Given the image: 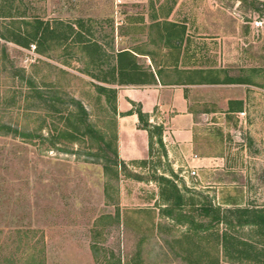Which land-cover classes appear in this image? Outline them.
I'll return each mask as SVG.
<instances>
[{
  "label": "rangeland",
  "instance_id": "obj_1",
  "mask_svg": "<svg viewBox=\"0 0 264 264\" xmlns=\"http://www.w3.org/2000/svg\"><path fill=\"white\" fill-rule=\"evenodd\" d=\"M16 1L28 20L74 28L82 21L90 30L87 37L108 53L127 49L146 54L135 61L143 68L151 63L186 72L261 71L254 77L257 85L206 84L191 95L192 109L200 114L203 149L215 161L174 171L154 146L145 164L126 166L127 172L108 178L103 166L88 156L86 143L51 147L46 141L52 124L61 127L63 121L46 116L27 80L36 88L57 90L63 100H79L89 121L107 136L114 131L117 114L96 86L116 85L92 77L98 72L80 46H54L40 55L34 45L22 48L0 38V264L212 262L219 251L217 235L226 227L210 223L200 208L208 203L221 211L264 208V7L254 12L251 0ZM166 21L176 24L183 36L178 48L166 47L162 28L155 26ZM9 23L0 18V32ZM231 101H242V111L229 112ZM7 128L19 133L6 135ZM171 170L184 204L169 218L152 177L170 178ZM165 218L182 225L166 226ZM156 222L163 224L165 237L160 239L165 242L156 239L161 233ZM253 230L235 227L230 232L252 243L264 240ZM256 254L264 259V243H256ZM223 261L229 262L224 255Z\"/></svg>",
  "mask_w": 264,
  "mask_h": 264
},
{
  "label": "trees",
  "instance_id": "obj_2",
  "mask_svg": "<svg viewBox=\"0 0 264 264\" xmlns=\"http://www.w3.org/2000/svg\"><path fill=\"white\" fill-rule=\"evenodd\" d=\"M150 3L152 4L151 0ZM18 4L16 0H0V18L10 20V23L5 26V31L0 32L1 39L12 42L22 48L34 45L36 52L40 55L45 53L46 48L77 45L78 47L80 46L81 51L91 58V66L98 72L97 75L92 74V77L98 82L110 86L137 81L140 83L144 82L145 72L137 66L136 57L130 51L112 50L110 53L106 52L100 43L87 37L90 34V30L85 27L82 21L76 22L74 28L72 24L62 26L59 23H55L51 26L38 18L28 20L19 12ZM251 5L256 13H261V9L264 7V3L258 0H251ZM155 26L162 28L166 35H163L164 38L162 37L164 42H166V47L178 48L181 46L183 36L176 24L166 21L162 22V24L157 22ZM172 39L175 40L172 42ZM260 71L258 68L243 69L238 74L233 75L225 68L192 70L191 72L175 68L173 72L181 73L182 75L188 73L184 81L189 84L194 83L191 82L193 75H199L201 77L200 84L257 85L254 77ZM27 84L34 92V97L46 107V116L54 118L56 121L57 118L55 117L57 116L58 122L63 121L61 127L52 124L50 137L46 138L51 147H56L58 144L66 145L84 142L90 149L88 156L95 163L103 166L106 177L117 178L119 172H127L126 164L118 158L116 125L111 135L107 136L89 121L88 112L79 100L72 97L68 100H63L55 89L42 90L36 88L31 78H28ZM96 88L100 94H104L109 101L113 102L112 112L116 115V90L102 85H98ZM242 106V101H231L229 102L228 111H242ZM132 113H136L140 128L148 133L149 153L151 154L154 146H157L160 153H162V157H166L162 139V125L150 123L148 116L141 111L140 107L132 108L127 114ZM7 129L4 132L6 135L9 133L17 135L19 133L17 129ZM39 137L41 138L42 136ZM62 151L69 152L66 148ZM141 164H145V161L141 162ZM128 175L141 181L145 180V178L136 174H129L128 172ZM173 176L175 174L171 170L170 178L163 175L152 177V181L156 182L161 188V198L165 202L163 211L165 216L169 218L173 217V214L181 209L184 204L181 190L174 180L171 179ZM163 190H166V192ZM199 213L202 216L211 217L210 223H222L225 225L226 228L220 236L217 235V243L221 242L223 255L229 262L234 264H242L244 261L257 262V264L264 263V259L260 260L256 254V243L263 245L264 240L252 243L238 239L230 232L235 227H249L254 229L255 235L264 239V208H234L221 211L212 208L211 204L208 203V206L200 208ZM179 215L182 216V214ZM178 223H181V221L179 220ZM203 228L209 229L207 226ZM32 264H44V261L35 260Z\"/></svg>",
  "mask_w": 264,
  "mask_h": 264
},
{
  "label": "crops",
  "instance_id": "obj_3",
  "mask_svg": "<svg viewBox=\"0 0 264 264\" xmlns=\"http://www.w3.org/2000/svg\"><path fill=\"white\" fill-rule=\"evenodd\" d=\"M128 51L136 58L138 55H146L135 50ZM136 64L139 66L137 62ZM139 68L145 72L144 82L123 83L114 87L116 90L115 107L117 112L116 145L119 160L124 162L128 168H134L140 166L139 164L148 160L150 156L147 131L140 128L136 113L127 114L132 108L140 107L141 111L148 116L150 123L162 125V139L166 158L169 159L168 161L174 171L185 168V166L194 169L195 167L208 165L210 161H215L216 158L214 157H206L207 154L203 149L202 137L198 128L200 114L198 112L196 114L192 109L193 106L190 100L191 95L201 88L200 86L206 85L200 84L201 77L198 75V80L191 78V82L194 83L189 84L184 81L185 79L182 78L181 73L173 72L174 69L172 68H162L151 63L145 68L141 66ZM163 176L166 175L163 174ZM165 220L167 225H164L166 226L169 223H172L173 226L182 225L178 222L175 224L169 218H165ZM159 223H155L156 228L161 227L159 230L161 232L160 237L156 235V239L161 241L160 238L165 236H162L163 224ZM215 244L217 246L216 242ZM218 245L219 251L216 250L212 255V262L209 264H234L223 261L221 242H218ZM165 253L167 256L171 254L170 251ZM201 257L199 255L198 259ZM188 264L202 263L192 261Z\"/></svg>",
  "mask_w": 264,
  "mask_h": 264
},
{
  "label": "built area",
  "instance_id": "obj_4",
  "mask_svg": "<svg viewBox=\"0 0 264 264\" xmlns=\"http://www.w3.org/2000/svg\"><path fill=\"white\" fill-rule=\"evenodd\" d=\"M116 1H117V3H121L122 0H116ZM190 175H191V176H195V175H196V172L192 170V171L190 172Z\"/></svg>",
  "mask_w": 264,
  "mask_h": 264
}]
</instances>
